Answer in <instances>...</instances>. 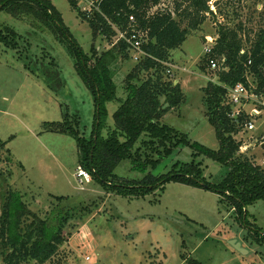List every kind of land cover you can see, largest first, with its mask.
Wrapping results in <instances>:
<instances>
[{"label":"rangeland","instance_id":"374dc122","mask_svg":"<svg viewBox=\"0 0 264 264\" xmlns=\"http://www.w3.org/2000/svg\"><path fill=\"white\" fill-rule=\"evenodd\" d=\"M52 2L93 68L96 57L110 48L109 43L101 35L94 37L90 24L81 19L69 0ZM215 9L217 13L208 16L200 30L188 34L181 47L173 50L172 62L178 67L171 78L180 83L185 100L159 121L160 126L179 133L174 138L187 136L191 142L210 149H219L220 145L207 116L204 88L217 77L215 70L208 73L202 68L205 48L212 44L202 36L215 37L220 25L236 27L239 22H245L247 30L254 32L262 24L264 0H219ZM5 27L16 32L17 48L7 47L0 39V141L11 153L9 160L8 153L0 155V215L9 192L15 206L20 208L24 202L42 218L58 203L72 207L58 264H264V200L248 206V213L240 218L217 191L177 181L164 182L140 197L106 190L93 177L82 189L75 177L80 164L76 138L45 127L51 122H64L67 115L72 119L69 127L74 134L89 141L96 122L94 95L77 73L76 59L51 29L29 16L16 17L3 10L0 28ZM131 56L117 57L110 65L116 99L107 103L108 119L101 131L106 140L117 129L113 114L128 97L127 75L137 63ZM50 67L58 70L65 81L59 90L40 76ZM260 124L261 120L254 137L264 134V124ZM150 135L143 134L134 149L144 145L142 141L149 140ZM118 138L122 142L127 139L124 135ZM155 140L146 144L153 146L149 154L157 152L158 146L163 150L170 144L164 136ZM249 152L256 154L261 164L264 148L256 145ZM192 162L201 163L206 180L212 183L228 174V167L194 154L183 142L170 156L150 164L148 172L159 176ZM115 172L129 179L144 176L132 169L129 158ZM57 196L65 197L60 201ZM233 239L241 242L248 253L237 251L230 243Z\"/></svg>","mask_w":264,"mask_h":264},{"label":"trees","instance_id":"16d2710c","mask_svg":"<svg viewBox=\"0 0 264 264\" xmlns=\"http://www.w3.org/2000/svg\"><path fill=\"white\" fill-rule=\"evenodd\" d=\"M69 1L81 19L90 24L94 37L101 35L110 45L107 51L96 57L93 68L88 66V55L70 33L52 0H0V11L16 17L26 15L43 23L76 59L77 73L91 89L95 99L93 137L87 141L74 134L75 131L69 127L72 119L67 115L64 122L48 123L45 129L76 138L80 152L79 166L88 170L104 189L117 191L122 196L140 197L167 181L210 188L220 193L240 218L248 213V206L264 200V165L259 163L256 154L239 153L241 142L235 138L243 129L242 123L248 115L244 114L239 122L233 120L228 114L230 106L226 103L227 88L237 83H247L249 73L257 83V91L264 94V12L262 24L254 32L247 30L245 22H239L236 27L220 25L211 55L202 57V68L208 73L211 58L221 63L220 69L215 70L217 80H209L204 88L207 116L216 129L220 145L219 149H210L198 142H191L187 136L178 140L174 138L178 132L159 125L169 110L179 107L185 100L180 83L175 84L176 80L166 73L164 61H172L173 50L181 47L190 30L196 32L201 29L208 19V13L209 16L214 15L210 0H105L103 14L90 16L80 10L76 1ZM241 1L227 0L229 3ZM215 4L218 5L219 0ZM155 7L157 9L153 10ZM131 15L137 20L139 28L146 32L141 47L150 57L142 58L127 75L128 97L113 114L117 129L106 140L101 131L108 119L107 103L116 99V84L110 65L117 57L128 58L131 55L126 43L111 45L117 34L112 24L123 27ZM16 35L9 27L4 30L0 28V39L7 47L17 48ZM243 49L245 52L241 53ZM92 51L96 53L97 50L93 47ZM50 65L54 66L53 62ZM144 73L148 74L147 78L142 77ZM40 76L54 90H59L65 84L55 68L43 69ZM148 133L152 135L150 139L143 140L144 145L134 149L140 137ZM121 135L127 137L124 142L118 138ZM162 136L170 139V144L163 150L158 146L157 152L149 154L148 149L153 146L146 144L156 143L155 138ZM181 142L188 144L194 154L204 155L228 167V174L219 182L212 183L206 180L201 163L195 162L185 163L182 168L159 176L148 172L150 164H157L162 158L170 156ZM3 152L8 153L6 159H11L7 144L0 141V155ZM126 158L131 160L133 170L144 173L142 178L129 179L116 174V168ZM64 197L56 198L61 201ZM72 211V207H62L58 203L42 218L24 202L20 208L15 206L9 192L0 215L2 264H58L60 248L67 240L64 228L73 216Z\"/></svg>","mask_w":264,"mask_h":264},{"label":"built area","instance_id":"2783aa9c","mask_svg":"<svg viewBox=\"0 0 264 264\" xmlns=\"http://www.w3.org/2000/svg\"><path fill=\"white\" fill-rule=\"evenodd\" d=\"M76 1L77 5L79 3L84 4L80 10L86 13L88 16L95 13L103 14L102 5L105 0H73ZM217 0H210L209 5L211 10L214 13L215 2ZM157 7L153 8L156 10ZM209 16V13H208ZM137 20L133 15L129 16L127 25L119 27L116 24H112L114 30L117 34L115 35L111 45H115L119 42H124L129 46L132 57L134 60L139 62L144 57H150V55L142 49V44L146 37V32L139 28ZM208 41L212 43L210 46L205 48L206 56H210L212 53V46L216 40V37L209 36L207 37ZM243 49L241 53H244ZM251 64V60L248 62ZM166 66V73L170 76H173L175 73V68L178 67L173 62L164 61ZM221 63L216 58L210 59V68L211 70L220 69ZM214 81V79H211ZM257 83L254 82L252 74L247 75V83H237L234 86L227 88V101L226 103L230 106L229 116L233 120L239 122L244 114L248 116L245 118L242 123V130L235 136V138L241 142L239 153L247 154L250 149L256 145L262 147L264 143V134L261 137H254L253 133L259 129L258 121L261 120V124H264V94L257 91ZM261 165H264V158L261 160ZM75 177L77 178L78 183L81 185V188H84V183H89L91 180V174L82 166H78ZM87 260L90 259L89 256L86 257Z\"/></svg>","mask_w":264,"mask_h":264},{"label":"water","instance_id":"95a60500","mask_svg":"<svg viewBox=\"0 0 264 264\" xmlns=\"http://www.w3.org/2000/svg\"><path fill=\"white\" fill-rule=\"evenodd\" d=\"M192 32H193V31L190 30V31H189V34H192ZM202 38H203V40H204L205 42L208 41V38H207L205 35L202 36ZM176 83H178V81H175V84H176ZM262 148H264V143L262 144ZM230 243H231L232 246H233L237 251H239L240 253H242V254H247V253H248V249L245 248V247L242 245V243L239 242L238 240L233 239V240L230 241Z\"/></svg>","mask_w":264,"mask_h":264},{"label":"crops","instance_id":"0c3cea01","mask_svg":"<svg viewBox=\"0 0 264 264\" xmlns=\"http://www.w3.org/2000/svg\"><path fill=\"white\" fill-rule=\"evenodd\" d=\"M192 33H193V32H192ZM205 36H206V37H209V36H211V35L205 34ZM212 37H213V36H212ZM172 61L175 62V61L173 60V58H172ZM172 61H171V62H172ZM177 66H178V65H177Z\"/></svg>","mask_w":264,"mask_h":264}]
</instances>
